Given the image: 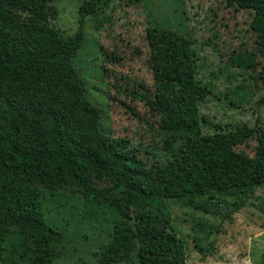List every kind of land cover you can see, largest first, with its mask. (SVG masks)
Masks as SVG:
<instances>
[{"label": "trees", "instance_id": "obj_1", "mask_svg": "<svg viewBox=\"0 0 264 264\" xmlns=\"http://www.w3.org/2000/svg\"><path fill=\"white\" fill-rule=\"evenodd\" d=\"M113 1L85 0L78 31L65 36L53 23V0H0V264H57L71 248L76 218L109 229L95 264H186L170 204L233 222L264 189V121L223 125L192 112L162 132L169 188L145 184V162L128 140L106 132L75 67L86 19ZM249 27L256 47L240 48L232 64L256 72L258 58L264 62V13L252 14ZM255 80L264 84V65ZM210 95L197 82L198 102ZM136 96L152 112L168 111ZM251 139L253 157L237 151ZM199 224L206 235L218 232ZM194 246L203 253L201 238Z\"/></svg>", "mask_w": 264, "mask_h": 264}, {"label": "rangeland", "instance_id": "obj_2", "mask_svg": "<svg viewBox=\"0 0 264 264\" xmlns=\"http://www.w3.org/2000/svg\"><path fill=\"white\" fill-rule=\"evenodd\" d=\"M84 2L53 0L58 9L53 23L65 36L78 31ZM256 12L264 13V0H114L86 19L84 46L75 59L86 98L100 110L106 132L128 140L130 150L145 162V184L169 188L168 164L160 155L162 132L185 123L186 113L223 125L253 127L264 121V84L255 80L263 59L258 58L256 72L232 64L240 48L256 47L249 27ZM197 82L212 90L202 103L195 96ZM137 93L149 95L168 111L152 112ZM256 147L251 139L237 151L253 157ZM168 210L185 241L186 264H262L264 189L246 201L233 222L182 204H170ZM79 220L71 230V248L57 264H95L94 255L107 245V227ZM199 223L218 232L206 235ZM194 238L202 239L203 253Z\"/></svg>", "mask_w": 264, "mask_h": 264}]
</instances>
